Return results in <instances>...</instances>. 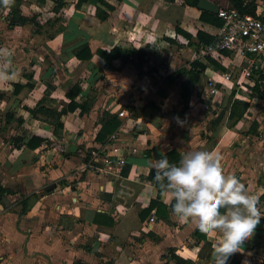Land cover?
I'll return each mask as SVG.
<instances>
[{
  "label": "crops",
  "instance_id": "obj_1",
  "mask_svg": "<svg viewBox=\"0 0 264 264\" xmlns=\"http://www.w3.org/2000/svg\"><path fill=\"white\" fill-rule=\"evenodd\" d=\"M64 1L53 11L50 0H20L19 13L31 18L22 25H8L9 10L0 7V47L14 52L17 73L0 82V185L13 191L0 196V264H210L212 235L172 214L168 193L149 178L154 172L150 162L161 154L175 163L190 150L219 152L225 173L235 174L259 197L264 194V110L257 106L251 115L248 105L240 117L229 118L237 94L228 96L225 106L220 104L223 96L209 104L198 99L194 85L183 106L178 81L187 73L164 86L175 102L159 98L156 115L131 96L141 95L138 87L144 83L133 69L159 59L167 43L194 49L197 30L214 38L218 26L198 20L199 10L181 0H106L112 9L105 10L104 20L95 16L94 0L78 8L75 0ZM208 1L229 7L227 0ZM254 12L264 21V0H256ZM175 26L189 35V44ZM82 44L91 53L87 61L73 56ZM113 46L140 50L142 62L121 65L115 59L113 70L101 71L95 50ZM215 62L224 67L238 63L228 57ZM200 63L208 73H221L205 60ZM157 73L162 80L171 74ZM74 84L78 92L73 101L87 102L88 109L76 107L60 115L61 136L56 138L51 126L31 118L28 110L38 101L60 110ZM220 87L227 97L229 87ZM128 101L132 104L125 106ZM121 107L129 113L127 120L116 115ZM105 112L119 123L97 136ZM253 124L254 131H248ZM111 133L114 139H109ZM31 137L40 139L32 148L25 144ZM91 147L119 156V174L81 168ZM150 200L157 209L145 210ZM259 206L264 213L261 199ZM228 264H264V216Z\"/></svg>",
  "mask_w": 264,
  "mask_h": 264
},
{
  "label": "clouds",
  "instance_id": "obj_2",
  "mask_svg": "<svg viewBox=\"0 0 264 264\" xmlns=\"http://www.w3.org/2000/svg\"><path fill=\"white\" fill-rule=\"evenodd\" d=\"M13 4L14 0H0L9 10ZM13 56L10 48L0 47V82L17 74ZM222 161L219 152L190 150L180 154L178 163H170L163 154L150 162L160 190L169 195L172 214L194 230L212 235L210 264H228L264 216L259 197L235 174L225 173Z\"/></svg>",
  "mask_w": 264,
  "mask_h": 264
},
{
  "label": "trees",
  "instance_id": "obj_3",
  "mask_svg": "<svg viewBox=\"0 0 264 264\" xmlns=\"http://www.w3.org/2000/svg\"><path fill=\"white\" fill-rule=\"evenodd\" d=\"M42 1V0H37ZM53 2L52 10L57 11L61 7L65 5L64 0H50ZM86 0H75L74 7L78 8L81 3L85 2ZM98 5L94 8V14L99 20H104L107 17V12L105 10H111L112 6L106 1V0H94ZM120 1V0H116ZM164 2H172L173 0H163ZM183 4L195 7V4L197 0H181ZM19 2L20 0H14V4L9 10L8 14V25H22L26 21H31V18L22 16L19 13ZM227 3L230 8H234L238 13L240 14H248V15H254L256 0H227ZM1 8H5L2 5H0ZM198 20L211 24L213 26H219L221 24L220 19L216 16V14L207 12L205 10H199ZM175 31H177L179 34H181L185 39L186 43L189 44L190 37L189 35L179 29L178 27H174ZM195 42L197 43H209L213 40V38H210L206 36L203 32L197 30L195 32ZM196 43V44H197ZM95 54L99 56L102 59V65H101V71H108L113 70L112 61L115 59L119 60V64H126L131 63L133 61H136L137 63L142 62V57L144 55L143 52H141L138 49H135L133 47L131 48H120L113 46L108 51L96 49ZM73 56L80 61H87L91 57V53L89 51V48L86 44H82L78 46L77 48H74L73 50ZM207 59V64L211 67L219 70L220 72L223 71V67L216 63L214 60L210 58ZM205 65L202 63L192 60L189 62V69L187 70V77L186 79L182 81H178L179 85V96L181 98V101L183 103V106H186L187 100H188V93L191 90V87L193 85H197L199 80V75L202 72ZM226 72V71H225ZM172 73V72H171ZM172 74H167L166 79L169 83H173V77ZM253 80V85L249 88L252 92H255L257 95V98L263 100L264 99V93L259 91V86L262 83V80H260L261 76H250ZM264 80V78H263ZM78 92V86L76 84L72 85V87L69 89V91L66 93V95L69 97V101L67 103H62L60 110H55L54 108L46 107L41 104V101H38L35 106L32 109H29V115L31 118L38 119L41 121H44L45 123L49 124L51 126V133L56 137L60 138L61 136V129H62V123L59 120L60 115L64 114L65 112L72 111L76 107L80 109V111H85L88 109L87 102H81L77 103L73 101L74 95ZM232 91H230V94ZM248 104L246 101L240 100V99H232L230 101L229 107H228V114L227 116L229 118L232 117H240L241 114L245 111ZM115 115L104 113L102 120H101V126L99 130L97 131V136H102L104 134H108L111 132L119 123V121L115 118ZM256 124H253L248 131H254ZM40 139L37 137H31L29 140L25 142L27 147H35L39 144ZM178 160H175V163H178ZM154 177V172L149 173V178ZM154 185H157V182L154 180ZM13 191H11L8 188L2 187L0 185V196L3 194H12ZM259 199L264 201V194H261L259 196ZM158 208V204L154 200H150L146 209L149 211L152 207ZM162 209V207L159 205V210H156L157 213H159ZM74 264H81L78 261H75Z\"/></svg>",
  "mask_w": 264,
  "mask_h": 264
},
{
  "label": "built area",
  "instance_id": "obj_4",
  "mask_svg": "<svg viewBox=\"0 0 264 264\" xmlns=\"http://www.w3.org/2000/svg\"><path fill=\"white\" fill-rule=\"evenodd\" d=\"M215 14L221 24L213 40L209 43H198L191 53V61L201 62L207 57L218 61L226 57L225 54L231 55L229 60L236 59V66L241 69V79L238 83L244 78L251 79V75L261 76L259 91L264 93V21L255 12L254 15L240 14L230 7L218 8ZM229 79L228 72L216 74L203 69L197 83L200 96L209 98L217 95V86L223 85L222 82ZM239 87L243 88L241 84ZM116 115L125 120L129 118V113L123 107L117 110ZM114 138L115 134L111 133L109 139ZM121 164L122 159L109 155L104 147H91L81 168L93 173L118 175Z\"/></svg>",
  "mask_w": 264,
  "mask_h": 264
},
{
  "label": "rangeland",
  "instance_id": "obj_5",
  "mask_svg": "<svg viewBox=\"0 0 264 264\" xmlns=\"http://www.w3.org/2000/svg\"><path fill=\"white\" fill-rule=\"evenodd\" d=\"M218 2H222L224 0H217ZM181 41H184V39H180ZM177 42V41H176ZM175 44V43H174ZM194 49H186V48H181L179 49V46L177 44L170 46L165 45L164 47L161 48V53L159 56V59L155 60L153 59L152 61H145L144 65H142L140 68H135L133 69L134 71V75L136 76L135 78L137 80H142L141 85H139L138 88H142V92L141 95H137L136 97H132V102L136 103V104H140L141 106H147L151 108L150 110V114L156 115V112L154 111V109L157 107V105L155 103L159 102V98H163V97H168L166 102L169 104H173L175 102V99L172 95L167 96L168 95V91H164V86L169 85L170 83H168L167 79H166V75H164V80H162L161 75H158V69L160 71V73H165V72H172L171 76L173 77V79L177 78V80L180 79V77H183L182 75H185V71L187 70V68H189V62L191 61V53ZM151 54V53H150ZM226 57L231 58V55L226 54ZM208 58V57H207ZM205 62H207V59L204 58ZM135 65V64H134ZM223 67V71L222 72H228L230 74V79L227 81L222 82V84H224L225 86L229 87V89L232 91V93H228L227 97H224L226 93V90L224 89H219V86H217L218 88V93L217 95L213 96V97H201L200 96V90L198 85H194V92L197 95L198 99L201 97L202 101L204 102H208L209 104H212V102L215 100L216 97L218 98H222L220 104L222 105H226L229 102V97H232L235 93L237 94V98L239 97V99L241 100H246L247 99V104L250 105L251 107V115H255L256 111H257V106L261 108V110H264V99L263 100H257V95L255 94V92H252L249 88V86H251L253 84V81L251 79H242V81H240V83H238V81L241 79V69L240 67L233 65L231 63H229V65H227L226 67ZM170 70V71H169ZM176 71H178V73H176ZM154 73V75H153ZM202 78V76L200 77V79ZM242 85L243 88H240L239 85ZM167 88V87H166ZM133 89V88H132ZM146 89V91H145ZM166 90V89H165ZM221 95H218L220 94ZM164 94V95H163ZM200 100V99H199ZM121 101L124 102L126 101L123 97L121 98ZM130 101H128V103H123L125 104V106H129L132 103H129ZM154 104L156 106H154ZM141 106H139L138 108H142ZM127 108V107H126ZM153 110V111H152Z\"/></svg>",
  "mask_w": 264,
  "mask_h": 264
},
{
  "label": "water",
  "instance_id": "obj_6",
  "mask_svg": "<svg viewBox=\"0 0 264 264\" xmlns=\"http://www.w3.org/2000/svg\"><path fill=\"white\" fill-rule=\"evenodd\" d=\"M195 8H197L198 10H205L213 14H215L218 9L215 4L211 3L208 0H197Z\"/></svg>",
  "mask_w": 264,
  "mask_h": 264
}]
</instances>
